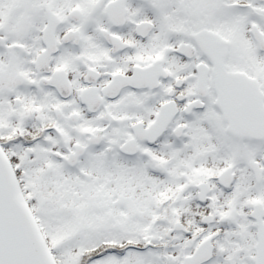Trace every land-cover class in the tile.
I'll return each instance as SVG.
<instances>
[{"label":"snow or ice","instance_id":"1","mask_svg":"<svg viewBox=\"0 0 264 264\" xmlns=\"http://www.w3.org/2000/svg\"><path fill=\"white\" fill-rule=\"evenodd\" d=\"M0 264H264V0H0Z\"/></svg>","mask_w":264,"mask_h":264}]
</instances>
